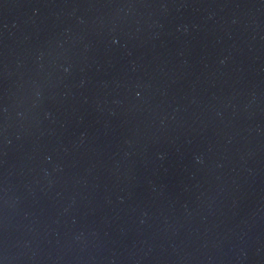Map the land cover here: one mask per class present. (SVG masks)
<instances>
[{
	"label": "water",
	"instance_id": "1",
	"mask_svg": "<svg viewBox=\"0 0 264 264\" xmlns=\"http://www.w3.org/2000/svg\"><path fill=\"white\" fill-rule=\"evenodd\" d=\"M0 264H264V0H0Z\"/></svg>",
	"mask_w": 264,
	"mask_h": 264
}]
</instances>
